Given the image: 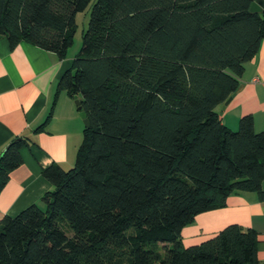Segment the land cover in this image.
<instances>
[{
	"label": "trees",
	"instance_id": "16d2710c",
	"mask_svg": "<svg viewBox=\"0 0 264 264\" xmlns=\"http://www.w3.org/2000/svg\"><path fill=\"white\" fill-rule=\"evenodd\" d=\"M254 0H96L58 88L88 120L75 162L0 219V264H257L254 229L229 224L185 247L193 218L233 192L263 195L264 132L236 129L216 107L239 86L264 39ZM90 0H0V37L64 56ZM24 138L0 155V188ZM162 242L165 254L150 249Z\"/></svg>",
	"mask_w": 264,
	"mask_h": 264
},
{
	"label": "crops",
	"instance_id": "0c3cea01",
	"mask_svg": "<svg viewBox=\"0 0 264 264\" xmlns=\"http://www.w3.org/2000/svg\"><path fill=\"white\" fill-rule=\"evenodd\" d=\"M70 47L61 57L25 41L11 46L0 37V155L16 138L27 142L19 149L21 164L0 188V219L15 216L33 203L42 206L43 194L53 189L43 169L52 164L67 169L75 162L84 129L74 102L80 98L58 88L60 76L80 49ZM238 82L228 103L216 107L220 120L236 129L239 118L251 114L255 130L264 132V39L245 63ZM261 181L263 195L233 192L225 205L197 214L183 227L182 244H199L227 225L238 224L257 233L255 257L257 264H264V177Z\"/></svg>",
	"mask_w": 264,
	"mask_h": 264
},
{
	"label": "rangeland",
	"instance_id": "374dc122",
	"mask_svg": "<svg viewBox=\"0 0 264 264\" xmlns=\"http://www.w3.org/2000/svg\"><path fill=\"white\" fill-rule=\"evenodd\" d=\"M96 0H90V2L88 3V5L81 11L77 12L76 14V30L74 33V43L73 45H71L70 48H76L77 45H81V38L82 37V31H84V29H86L87 25H88V21H89V15L91 12V8L93 3ZM68 169V168H67ZM150 249L152 250H156L159 251L161 256L163 257L165 254V245L162 242H156V243H151L150 244Z\"/></svg>",
	"mask_w": 264,
	"mask_h": 264
},
{
	"label": "water",
	"instance_id": "95a60500",
	"mask_svg": "<svg viewBox=\"0 0 264 264\" xmlns=\"http://www.w3.org/2000/svg\"><path fill=\"white\" fill-rule=\"evenodd\" d=\"M263 5H264V0H254L251 3L250 10L251 11H255V12H260L262 10V8H263ZM229 100H230V98H228L226 101H224V105H226ZM74 102H75V104L77 106V110L79 111V114H80V116H81V118L83 120V124L87 125L88 124V120L85 117L84 111L82 110L81 106L79 105V100L75 99Z\"/></svg>",
	"mask_w": 264,
	"mask_h": 264
}]
</instances>
